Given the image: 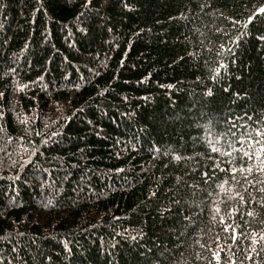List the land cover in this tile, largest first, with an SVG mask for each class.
<instances>
[{
	"label": "trees",
	"instance_id": "trees-1",
	"mask_svg": "<svg viewBox=\"0 0 264 264\" xmlns=\"http://www.w3.org/2000/svg\"><path fill=\"white\" fill-rule=\"evenodd\" d=\"M261 131L264 0H0V264H264Z\"/></svg>",
	"mask_w": 264,
	"mask_h": 264
},
{
	"label": "rangeland",
	"instance_id": "rangeland-1",
	"mask_svg": "<svg viewBox=\"0 0 264 264\" xmlns=\"http://www.w3.org/2000/svg\"><path fill=\"white\" fill-rule=\"evenodd\" d=\"M259 137H260V139L258 140V142H260V143L264 142V133L262 131L259 132ZM250 143L251 144H255V142H253V141H251ZM237 148L238 149L243 148L242 142H241V145L237 146ZM229 163L232 164L231 167H229V166H223V167L226 168L227 171L231 170L233 172H236L238 170V167H236L235 165H233V162H229Z\"/></svg>",
	"mask_w": 264,
	"mask_h": 264
}]
</instances>
